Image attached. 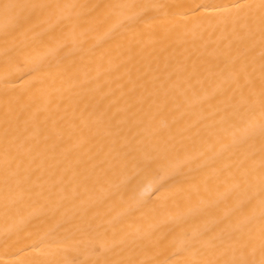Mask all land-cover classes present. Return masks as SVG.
<instances>
[{"label":"bare ground","instance_id":"1","mask_svg":"<svg viewBox=\"0 0 264 264\" xmlns=\"http://www.w3.org/2000/svg\"><path fill=\"white\" fill-rule=\"evenodd\" d=\"M262 0H0V264H264Z\"/></svg>","mask_w":264,"mask_h":264},{"label":"snow or ice","instance_id":"2","mask_svg":"<svg viewBox=\"0 0 264 264\" xmlns=\"http://www.w3.org/2000/svg\"><path fill=\"white\" fill-rule=\"evenodd\" d=\"M261 6L264 7V0H262V5Z\"/></svg>","mask_w":264,"mask_h":264}]
</instances>
